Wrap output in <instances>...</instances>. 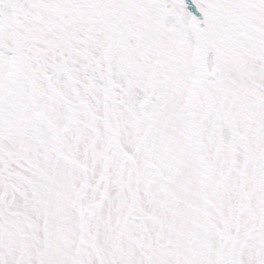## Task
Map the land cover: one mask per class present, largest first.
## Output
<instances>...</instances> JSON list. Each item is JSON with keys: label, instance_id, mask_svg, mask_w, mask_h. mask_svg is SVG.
<instances>
[{"label": "snow or ice", "instance_id": "obj_1", "mask_svg": "<svg viewBox=\"0 0 264 264\" xmlns=\"http://www.w3.org/2000/svg\"><path fill=\"white\" fill-rule=\"evenodd\" d=\"M0 264H264V0H0Z\"/></svg>", "mask_w": 264, "mask_h": 264}]
</instances>
